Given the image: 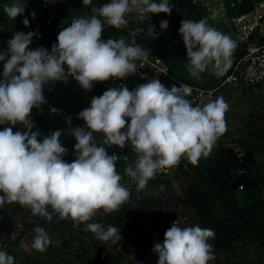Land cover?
Masks as SVG:
<instances>
[{
	"label": "clouds",
	"instance_id": "9594fccd",
	"mask_svg": "<svg viewBox=\"0 0 264 264\" xmlns=\"http://www.w3.org/2000/svg\"><path fill=\"white\" fill-rule=\"evenodd\" d=\"M91 5L92 0H82ZM169 0H110L92 7L90 17L73 18L57 36L51 50L31 49L34 36L29 31L15 32L0 51L3 72L0 73V205L18 203L28 207L34 216L45 221L71 220L79 228L86 225L98 240L118 243L121 229L90 222L98 211H119L130 198V188L121 183L117 172L120 156L109 155L106 147L123 149L131 145L136 153L134 166L124 173L143 190L159 171L178 166L182 158L197 165L201 157L210 155L220 136L227 131L226 113L230 105L223 96L203 105L193 106V88L187 84L169 89L159 79H150L132 90L127 86L112 87L91 98L90 106L77 115L85 127L76 126L75 159H63L68 149L60 140L62 130L52 131L41 140L39 130L33 131L31 112L46 102L44 85L73 78L85 91L95 82L111 78L124 80L135 75L137 61H145L148 51L135 39H102L105 26L122 29L126 17L137 13L140 22L150 14L171 15ZM9 19L25 13L19 0L4 6ZM35 17V12L31 13ZM28 27L30 21L24 18ZM169 21L162 20L160 29L167 30ZM155 26H151L153 36ZM142 31V29H138ZM186 49V70L199 79L210 67L214 75L223 76L232 66L237 41L210 25L207 19H182L178 29ZM67 66L65 70L64 66ZM140 67H143L141 63ZM57 112L56 108H52ZM130 119V122H129ZM70 120V118H69ZM17 124L25 131H13ZM94 133H101L97 141ZM163 188V185L161 186ZM32 248L46 251L51 240L48 233L37 228ZM214 230L199 225L180 227L176 222L164 233L163 243L152 249L158 256L156 264H208L215 259L210 239ZM0 264H16L15 257L0 250Z\"/></svg>",
	"mask_w": 264,
	"mask_h": 264
},
{
	"label": "trees",
	"instance_id": "16d2710c",
	"mask_svg": "<svg viewBox=\"0 0 264 264\" xmlns=\"http://www.w3.org/2000/svg\"><path fill=\"white\" fill-rule=\"evenodd\" d=\"M253 1L241 0L242 3L239 5L236 14L251 11L254 7ZM169 2L172 8L178 6L183 10L180 0H169ZM33 11L35 12L34 18L31 14L26 16L30 24L29 27H24L25 33L29 31L34 32L36 26L45 23L47 14L41 9L39 4L36 5ZM195 14L203 15L204 11L193 6L192 16ZM155 17L157 22L167 19L170 23L172 20L171 15L169 16L164 13L155 14ZM146 26L147 24L145 23ZM132 27H134V30L128 31L133 34L150 39L155 38L153 34L148 35L146 30L138 31L141 28L136 27L134 24H132ZM46 28L49 27H45L43 31ZM177 32V29H174L164 33L162 36L175 38ZM111 38L123 39V36L120 37L119 35ZM126 43L131 44L132 42ZM141 47L147 50L144 46ZM243 52V46L238 45L234 51L232 65L238 61ZM54 86V83L44 85L43 90L46 102L38 109L34 108L33 110L35 121L33 131L39 130L41 135L44 134L43 120L45 114L50 102L54 100V97H52L54 95ZM65 92L67 94V91ZM66 110L68 112V107ZM40 112H43L44 115L40 116ZM67 114L70 116L69 112ZM251 122H248L244 126V139L240 137L234 139L237 140L234 145H224L217 140L218 146L215 154L209 157H201L197 165H192L186 158L181 159L178 165L180 166V170L176 172L180 173L175 177L185 183L186 189L181 197L171 198L166 202V206L171 205L168 214L161 213L160 208L163 207V203L160 200L151 194L142 198V195H138L140 191H137V187H133L130 189V198L124 207L119 211L111 213L109 215L110 218H100L96 222L102 224L105 229L109 225L119 227L122 239L118 243L112 244L110 241L104 242L98 240L91 231L85 233L82 227L76 228L73 226L75 230L67 232L61 226V223H64L63 221L54 222L45 224L42 228L50 235L56 231H61L62 235L59 236V239H64L62 245L48 246L44 252L31 248V253L25 257L26 259L23 261V264H69L71 259L67 261V257L74 254L72 250L73 242H76V245L80 243L75 250L77 252L76 264H102L105 254H109L114 261L123 264L126 259L124 251L119 249V247L123 241L127 240L126 235L128 233L133 229H141L139 227L141 220L150 219L154 222L162 237L159 243H163L165 231L179 214H185L186 212L190 214L189 220L192 226L199 225L202 228L214 230L215 238L209 240V243L213 245L214 260L216 261L214 264H264V116L262 115L258 120H254L252 124ZM257 123H259V126H257ZM101 139L102 137L96 138L97 141ZM254 139L260 140V142L254 141ZM241 147L244 148V152L238 150ZM131 149V145L125 147V151L127 152H130ZM249 152L253 153V161L246 165L248 161L247 154ZM65 158L66 156L63 157L64 160H66ZM72 161L67 162L71 163ZM243 173H245L247 179L251 182V188L237 192L226 191L229 184L237 180ZM121 183H124L123 180ZM169 183L168 178L161 179V181L154 180L150 181L146 187L157 189L158 185L168 187ZM215 194L217 195L214 196ZM5 209L4 211L7 210ZM28 209V207L21 205L13 207L12 216L21 217V221L24 223V230L20 233L18 241L23 239L26 232L35 237L37 235L35 230L40 228V223L37 220L38 217L34 216L31 210L28 211ZM156 210L159 211L157 214L153 212ZM28 219L32 221H28ZM69 221L73 225L72 221ZM137 243L139 252L141 251V258L129 264H147L146 262L156 264L158 256H155L156 253L152 251L150 239L144 240L143 237H140L137 239ZM243 243L248 244L250 248L255 250V252H244L246 257H251L246 262L245 258L243 259L242 257L237 261V256H239L238 248ZM0 250L3 249L0 247ZM62 252L64 253L62 254ZM8 253L10 254L11 252ZM12 256L15 257L17 264V258L19 257L17 251ZM219 258H223L225 261H222V259L220 261ZM212 261L209 262L213 263Z\"/></svg>",
	"mask_w": 264,
	"mask_h": 264
},
{
	"label": "rangeland",
	"instance_id": "374dc122",
	"mask_svg": "<svg viewBox=\"0 0 264 264\" xmlns=\"http://www.w3.org/2000/svg\"><path fill=\"white\" fill-rule=\"evenodd\" d=\"M255 1H258V0H255ZM171 18H172V20L169 23V27L167 28V30H164V31H162L160 29V23L161 22H159V21L155 22L154 26H155V33L157 34L156 35L157 38L162 37V35L164 33H167L171 30L177 29V31H178V29L180 27V21L182 19H188L185 15L184 10H182L178 6H175L173 8V11L171 13ZM126 19H127L128 23L123 27V29L134 30V27H132V24H134L136 27L141 28L143 31L146 30L147 34H150L151 26H152V24L150 25V22L147 23L146 20H144L143 22H140L136 16L133 18L126 17ZM190 19L195 20V21H199L200 19H204V17L202 15L195 14ZM209 20L211 21L212 18H209ZM145 23L147 24L146 27H145ZM219 24L220 23H217L216 26H219ZM180 36L181 35L179 34V31H178L177 36L175 38L178 39V38H180ZM123 39L125 40V42L131 43V41H129L130 40L129 38L123 37ZM166 62H167V65L169 66V68L171 69L172 73H174L179 79H181L182 81H184L186 83H196L200 87H212L214 85H210L209 81L215 82V83H220L222 81V79H221L222 77H221V78L217 79V82H216V80L214 78V77H216V75L213 74L211 67L208 70H206L204 73H201L199 79H194L193 77H191L189 72L186 70V65L188 64L186 49L178 57L172 58L170 60H166ZM65 86H68V84L66 83ZM231 87L232 86H228L227 88H231ZM227 88H226V90H228ZM234 88H235V86H234ZM64 89H65L64 85H61L59 87V92H60L61 96L66 94L64 92ZM237 92L238 93H235L232 102L229 103L230 110L226 113L225 119H226L227 123L228 122H237V124H234L235 128L242 129V132L239 131V132H241L240 138L244 139L243 132L245 129L244 126L246 124L241 125L240 122L248 123V122L252 121L251 122V124H252L254 122V120H258L262 116L263 113H260V112H264V84L257 86V87H246L243 90L238 89ZM249 104H251V106H249ZM245 106L247 107V109H243ZM251 107H252V109H253L252 111H254V113L251 112V110H250ZM249 110H250V112H249ZM245 114H248L246 118H244ZM70 123L75 126V124L78 123V120H72L71 119ZM237 125H241L242 127L240 128V126H237ZM257 126H259V123H257ZM232 133H233L232 131H228L227 133H225L223 135H224L225 139L231 140ZM254 141L260 142V140H255V139H254ZM217 145L218 144H215L213 146L214 148H212V151H211L209 156H212L215 154V150L217 148ZM238 150H242L244 152V148H242V147H241V149H238ZM209 156H207V157H209ZM179 173L173 174V177L172 176L168 177V180L170 181L168 187L163 186V188H161L162 185H158L157 189L154 188L155 190L149 189L146 187L145 189L140 190L138 195H142V198H143V197H147L149 194H151L153 197H155L156 199L160 200L163 203V207L160 208L161 213L162 214L163 213L168 214L170 212L171 205L166 206V202L171 198L181 197L183 195V193L185 192V189H186L185 183L181 179L175 177L176 175H179ZM165 179H167V178H165ZM9 206H12V205H9ZM122 207H124V206H122ZM6 209H5L6 211H4V210L0 211V239L2 242L0 244V247H1V249L5 250L7 252H11L10 255H13L14 252L17 251V253L19 254V257L17 258V264H23V261H25V259H26L25 257L31 253L32 242H33L34 236L30 235L29 232H26V235L23 237V239L21 241H18L20 233L24 230V223L21 221V217H19V216L13 217L12 216V211H13L12 208L6 207ZM28 211H30V209H28ZM153 212L155 214H157L159 211L156 210ZM110 214L104 213L103 210H100V211H98L97 215L93 218V220L90 222L96 223V222H98V220L100 218H110V216H109ZM185 214L190 215L188 212H186ZM179 215H181V214H179ZM28 221H32V220L28 219ZM61 226H63L67 230V232L72 231V229L70 227H68L65 223H63V224L61 223ZM80 227H82V230H84L85 233L89 231L86 229V225H84V224L80 225ZM139 227H141L140 230L133 229L130 233H128L126 235L127 240L123 241L119 247V249H122L124 251V257L126 259L123 262V264H129L130 262L137 261L138 259L141 258V251L139 252L137 239H139L140 237H143L144 240L150 239L151 244H152L151 246L153 248L154 244L159 243L160 239L162 238L159 231H158L157 226L150 219L141 220V222L139 223ZM48 235H49L50 240H51V243L49 246H53V245L61 246L62 245L64 239H59V236L62 235L61 231H56L52 235H50L48 233ZM65 238H66V236H65ZM76 244H77L76 242L75 243L73 242V249L72 250H73L74 254L72 256L67 257V261L68 260L70 261V259H71V262L69 264H76L77 263V261H76V253L77 252H75V250H76L77 246L80 245V243H78V245H76ZM245 251L255 252V250H253V248H250L248 246V244L243 243V245L238 248V255L239 256H237V261L240 260V257H242L243 259L245 258L244 259L245 262L247 260L251 259V257H249V256L246 257V255H244ZM64 252H62V254ZM155 256H157V255L155 254ZM219 259H220V261H221V259H222V261H225V260H223V258H219ZM212 262H213L212 264H214L216 261L214 260ZM235 262H236V260H235ZM146 263L149 264V262H146ZM234 264H236V263H234Z\"/></svg>",
	"mask_w": 264,
	"mask_h": 264
},
{
	"label": "built area",
	"instance_id": "2783aa9c",
	"mask_svg": "<svg viewBox=\"0 0 264 264\" xmlns=\"http://www.w3.org/2000/svg\"><path fill=\"white\" fill-rule=\"evenodd\" d=\"M65 0H40L41 9L47 14L45 23L35 28L34 32L40 34L45 27L52 26L55 23L57 12L63 5ZM192 5L197 8L206 10L209 14L228 16L229 23L233 29L234 36L238 44L244 48L243 55L233 66L232 72L222 79V81L211 88H204L194 86L186 83L176 77L169 69L167 62L159 55L148 52L147 59L143 62L137 61L139 68L135 75L129 76L124 80L111 78L106 82H95L94 90L106 91L112 87L127 86L132 90L139 84L146 83L150 79H159L169 89L175 84L177 87L180 84H187L193 88V92L187 99L192 101L193 106L203 105L207 102L213 101L219 97V94L228 86L236 87L238 89H245L246 87H257L264 84V0L258 1L254 4L251 11L236 14L239 9L241 0H190ZM137 17V13H132L127 17ZM2 17L0 13V18ZM150 22V25L155 22V14H150V19H145ZM3 29L0 25V31ZM35 37V36H34ZM143 63V67H140ZM3 72V67L0 73ZM2 78V77H0ZM75 82L73 78H68L69 84ZM52 83V82H50ZM55 83V82H53ZM76 85L78 84L75 82ZM46 85V84H45ZM78 87L79 84L77 85ZM80 101L82 104L87 102L84 95H81ZM120 156L119 161L125 164L133 165L125 149H115L110 151ZM180 170V166H175L170 169H163L150 181L161 180L173 176ZM122 183L128 188L137 187L136 183L126 174L122 175ZM149 181V182H150ZM148 182V183H149ZM243 190V189H242ZM189 215L181 214L177 216L173 222H176L180 227L192 226L189 220ZM194 226V225H193ZM208 264H212L209 262Z\"/></svg>",
	"mask_w": 264,
	"mask_h": 264
},
{
	"label": "crops",
	"instance_id": "0c3cea01",
	"mask_svg": "<svg viewBox=\"0 0 264 264\" xmlns=\"http://www.w3.org/2000/svg\"><path fill=\"white\" fill-rule=\"evenodd\" d=\"M14 2H15V0H0V13L2 15V17L0 18V25H2V27H3V29L0 31V51H6L7 41L12 37L13 33L26 31L24 28L25 25L23 24L24 18L31 14V12L34 10V8H36V5L39 4V6H40V0H19V2L21 4L25 5V13L22 16H18L15 20H12V19H9L8 16H6V14L4 12V6L6 4L10 5ZM108 2H110V0H92L91 5L85 6V5H83L82 0H65L63 5L59 8V10L57 12L55 23L52 26H49V28H46L42 33L35 36L33 38L32 44L30 45V48L36 49L37 47L42 46L45 49L50 51L51 46L57 42L58 33L64 27H66L68 24H70L71 21L73 20V18L85 17V16L90 17L92 15V12H91L92 7H99V6L103 5L104 3H108ZM256 2H258V1L254 0L253 4H255ZM200 9H202V8H200ZM202 10L204 11V14L202 16L204 17V19L208 20V23L210 25L214 26L217 30L221 31L222 33L228 34L233 40L236 41V38H235L234 33H233V29L229 23V17L228 16L212 15V14H209L206 10H204V9H202ZM209 18H212V20L210 21ZM146 22L148 23V21H146ZM155 22H157L156 17H155ZM155 22L152 25H155ZM217 23H220L219 26H216ZM154 31H155V28H154ZM105 35H106V39L107 38L109 39L113 36L114 37L119 36V35H113V34H105ZM148 35H152V30H151L150 34H148ZM162 38L166 39L167 37L162 36V37L157 38V36H155V38H153V39H162ZM153 39H150V40H153ZM238 45H240V44H238ZM233 56H234V54H233ZM3 63L4 62H0V71L3 67ZM234 65H232L231 68L223 76H217L216 75V77H214L216 82H217V79H219L221 77H222L221 79H223L226 76H228L232 72ZM75 82H71V84L67 83L68 86H65V83L63 84L65 87L64 92L67 91L66 95L65 94L62 95L65 98L64 104L68 107V112H71V114L75 113L79 110H83L85 107H89L90 102H91V98L93 96H100L105 92L103 90L97 91L94 89H92V91H90V92L84 91L81 87H78L77 86L78 84L76 85ZM209 82H210V85H214V86L219 84V83H215V82H211V81H209ZM189 84L194 85V86H198L196 83H189ZM54 85H55V83H54ZM214 86H212V87H214ZM204 88H211V87H204ZM227 89L228 90H226V88H225L219 94V97L223 96L225 101L229 104L232 102L235 93H238L237 92L238 88L231 87V88H227ZM54 90H55V86H54ZM239 90H241V89H239ZM100 92H102V93H100ZM81 95H84V97L87 100V102L85 104H82L80 101V98L82 97ZM76 102H79V105L77 107L75 106ZM249 106H251V104H249ZM243 109H247V107L245 106ZM33 110L31 112V119L33 120V122H35ZM250 110L252 113H254V111H252L253 110L252 107L250 108ZM250 110H249V112H250ZM260 113H263L262 115L264 116V112H260ZM40 114H41L40 116L44 115L43 112H40ZM247 115L248 114H245L244 118H246ZM77 120H78V123L75 124V126L73 124H71L70 121H68L67 132L60 137L62 145L68 149V153H67V155H65L66 161L74 160L76 158L75 157V151H74V144L76 141H75V138L71 135L72 130L76 126L85 127V122L83 120H79V119H77ZM129 122H130V119H129ZM234 124H237V122H228L227 123V131L225 132V133H227L228 131L233 132L231 135L232 136L231 140L239 138L241 135V132H242V129L235 128ZM240 124L244 125L247 123L240 122ZM34 125H35V123H34ZM241 125H237V126H240V128H241L242 127ZM10 126L11 125H8V124L0 125V130H3V128L10 127ZM24 130L25 129L20 124H17L15 127H13L14 132L15 131H24ZM239 131H241V132H239ZM94 136H95V138H100V137H102V134L101 133H94ZM222 136H224V135H222ZM216 144H217V142H216ZM105 147H106V150H107L109 155H110L111 150H115V149L119 148L118 146H115V145H113L111 147H108V146H105ZM119 149H121V148H119ZM123 149H125V148H123ZM125 152L128 155L131 162H134L136 160V153L134 152L133 149H131L130 152H127V151H125ZM126 166H127V164L118 160L116 163L117 172L120 173L121 175H124L125 174L124 169ZM9 205H12V206H9ZM16 205H19V204L18 203L17 204L12 203V204L1 205L0 211H3L6 207L13 209V207H15Z\"/></svg>",
	"mask_w": 264,
	"mask_h": 264
},
{
	"label": "water",
	"instance_id": "95a60500",
	"mask_svg": "<svg viewBox=\"0 0 264 264\" xmlns=\"http://www.w3.org/2000/svg\"><path fill=\"white\" fill-rule=\"evenodd\" d=\"M182 8L185 12V15L188 19L192 17L193 14V5L190 0H180ZM105 34H113V35H120L123 37H127L132 42L133 39L136 40V42L144 46L149 53L156 54L164 58L165 60H170L172 58L178 57L185 51V47L183 42L175 43L173 39H153L150 40L148 37L140 36L137 34H133L125 29H115L110 26H105V29L102 33V39H106ZM65 70H67V66L65 65ZM64 82L62 81H56L55 82V90H54V100L50 102L47 113L45 114V118L43 120V135L38 137L39 140L42 141L44 136H48L51 134L52 131L55 130H62L64 135L67 132L68 129V121L77 120V115L80 111L79 110L75 113H70V116H68L67 112V106L64 104L65 98L60 95L59 87L63 85ZM79 105V102L75 103V106L77 107ZM52 108H56L57 112H53ZM70 118V120H69ZM61 135V136H62ZM218 142L224 145H234L237 140H228L223 138V136H220L218 139ZM248 161L246 165H248L250 162L253 161V153L249 152L247 154ZM251 182L247 179L245 173H243L237 180L231 182L229 186L226 188V191L228 192H237L242 189L248 190L251 188ZM215 194L214 196H216ZM38 222L40 223V227H43L45 224H51L54 222H59L56 220V217H53V221L48 222L43 220L42 218H37ZM68 227H70L72 230H75L73 225L69 220L63 221ZM102 264H121L118 261H114L109 254H105L103 257Z\"/></svg>",
	"mask_w": 264,
	"mask_h": 264
},
{
	"label": "flooded vegetation",
	"instance_id": "af4514ba",
	"mask_svg": "<svg viewBox=\"0 0 264 264\" xmlns=\"http://www.w3.org/2000/svg\"><path fill=\"white\" fill-rule=\"evenodd\" d=\"M166 39H173L175 41V43H180L183 42L182 36H180V38H166Z\"/></svg>",
	"mask_w": 264,
	"mask_h": 264
}]
</instances>
